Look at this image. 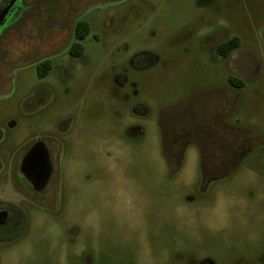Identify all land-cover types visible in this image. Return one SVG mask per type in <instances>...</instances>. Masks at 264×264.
<instances>
[{
	"label": "rangeland",
	"instance_id": "1",
	"mask_svg": "<svg viewBox=\"0 0 264 264\" xmlns=\"http://www.w3.org/2000/svg\"><path fill=\"white\" fill-rule=\"evenodd\" d=\"M78 21L89 27L83 57L67 73L38 81L35 64L65 53L58 42L74 39ZM218 28L239 38L240 49L247 51L244 58L255 54L259 59L228 124L262 144L237 170L201 193L195 146L186 148L179 170L171 175L157 112L185 86L203 85L204 69L211 86L226 85L218 60L176 64L183 39H200L205 30ZM0 39L9 42L0 58L6 81L0 90L2 200L17 201L7 194L16 155L37 138L60 147L54 209L31 215L28 236L19 246L1 250L0 264H188L202 258L233 264L260 256L264 0H35L31 21L6 24ZM27 51L33 52L31 60ZM140 52L160 60L138 78L147 91L140 90L136 100L148 108L139 117L129 114L133 101L120 106L104 87L112 70L126 69ZM39 87L47 97L27 101Z\"/></svg>",
	"mask_w": 264,
	"mask_h": 264
},
{
	"label": "flooded vegetation",
	"instance_id": "2",
	"mask_svg": "<svg viewBox=\"0 0 264 264\" xmlns=\"http://www.w3.org/2000/svg\"><path fill=\"white\" fill-rule=\"evenodd\" d=\"M10 1L0 0V11ZM34 4L35 0H17L5 25L10 23L16 26L29 23L32 19ZM73 38L68 42H66L68 39H65L63 43L58 42L59 46L66 47V52H62L57 59L52 61L49 57H43L35 64L38 81L46 79L51 74L67 73L68 68H72L74 62L83 57L85 38L80 39L74 31ZM235 39L238 41H234ZM8 43L7 39H0L1 59H3L1 52L6 49ZM230 43L232 46H229ZM54 44L56 46V42ZM177 49L176 64L178 66L195 65L200 60L204 63L218 60L227 75L226 85L211 86L207 76L208 71L204 69L203 85L192 86L193 88L191 85L185 86L178 91L181 93L175 97L172 104L160 108L157 112L162 153L171 175L179 170L186 148L190 145L195 146L199 154L198 191L203 193L210 184L226 178L237 170L251 151L262 144L261 139L255 135L236 131L228 124L229 117L242 102L244 80L256 73L255 68L259 66V59L255 54L248 55L249 59L244 58L243 52L247 53V51L240 49L239 38L223 28L214 31L205 30L200 39L190 37L183 39ZM27 55V59L31 60L33 52L27 51ZM159 60L149 52L137 53L127 61L126 69L121 71L114 69L109 73L104 87L106 96L120 106L133 101L135 105L129 110V114L146 116L147 106L136 99L140 90L142 92L147 89H144V82L142 83L138 78L142 72L156 66ZM218 62L215 61L214 64ZM44 69H47V72L41 76L39 73ZM128 70L136 74L133 76ZM2 79L0 73V90L6 82ZM37 91L28 97L27 101L47 97L48 93L44 87H39ZM41 102L39 101L38 104ZM134 130L141 134L139 129ZM66 131L67 127L60 129L61 134ZM59 150V143L37 138L13 158L7 194L17 201L2 200L0 196V251L19 246L24 242L28 236L32 214L38 210L51 212L54 209L59 192L57 164ZM28 154L30 162L24 165L23 161ZM44 178L45 182L42 184ZM188 264L216 263L209 258H202ZM233 264H264V249L257 259L236 260Z\"/></svg>",
	"mask_w": 264,
	"mask_h": 264
},
{
	"label": "water",
	"instance_id": "3",
	"mask_svg": "<svg viewBox=\"0 0 264 264\" xmlns=\"http://www.w3.org/2000/svg\"><path fill=\"white\" fill-rule=\"evenodd\" d=\"M17 0H11L7 6L0 11V30L3 28V26L5 25V22L7 20V18L9 17V15L11 14L12 12V8L14 6V4L16 3ZM30 162V155L28 154L24 161H23V164L24 165H27L28 163ZM45 182V178L42 180V184H44Z\"/></svg>",
	"mask_w": 264,
	"mask_h": 264
},
{
	"label": "trees",
	"instance_id": "4",
	"mask_svg": "<svg viewBox=\"0 0 264 264\" xmlns=\"http://www.w3.org/2000/svg\"><path fill=\"white\" fill-rule=\"evenodd\" d=\"M74 33L80 39H84L89 34V27L85 22H78L76 24V27L74 28ZM234 41L237 42L238 40L235 39ZM229 46H232L231 43L229 44ZM46 72H47V69H44L43 71L41 70L39 74L43 76L44 74H46Z\"/></svg>",
	"mask_w": 264,
	"mask_h": 264
}]
</instances>
